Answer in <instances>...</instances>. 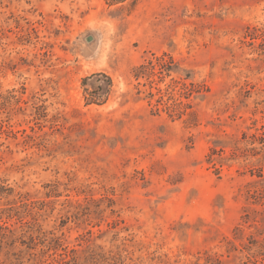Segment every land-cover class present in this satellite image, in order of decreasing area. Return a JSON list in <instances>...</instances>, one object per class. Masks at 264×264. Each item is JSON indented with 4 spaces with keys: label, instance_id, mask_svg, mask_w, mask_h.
Listing matches in <instances>:
<instances>
[{
    "label": "rangeland",
    "instance_id": "374dc122",
    "mask_svg": "<svg viewBox=\"0 0 264 264\" xmlns=\"http://www.w3.org/2000/svg\"><path fill=\"white\" fill-rule=\"evenodd\" d=\"M0 264H264V0H0Z\"/></svg>",
    "mask_w": 264,
    "mask_h": 264
},
{
    "label": "trees",
    "instance_id": "16d2710c",
    "mask_svg": "<svg viewBox=\"0 0 264 264\" xmlns=\"http://www.w3.org/2000/svg\"><path fill=\"white\" fill-rule=\"evenodd\" d=\"M170 64L173 63L170 61ZM84 85L87 87V104H101L105 102L111 91L112 80L109 76L99 73L86 78ZM88 86H91V89Z\"/></svg>",
    "mask_w": 264,
    "mask_h": 264
}]
</instances>
